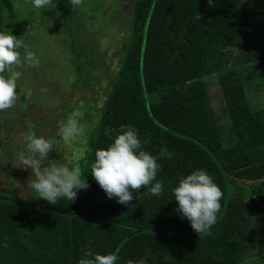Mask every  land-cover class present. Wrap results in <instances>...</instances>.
<instances>
[{"label": "trees", "instance_id": "1", "mask_svg": "<svg viewBox=\"0 0 264 264\" xmlns=\"http://www.w3.org/2000/svg\"><path fill=\"white\" fill-rule=\"evenodd\" d=\"M131 8L127 47L77 161L88 187L55 205L0 190V264H77L88 250L114 253L116 264H246L264 244V0H135ZM13 14L12 0H0V30ZM74 54L96 67L93 54ZM129 126L157 158L164 187L159 197L133 190L126 206L88 171L95 149ZM196 168L222 191L216 223L200 235L170 192Z\"/></svg>", "mask_w": 264, "mask_h": 264}, {"label": "rangeland", "instance_id": "2", "mask_svg": "<svg viewBox=\"0 0 264 264\" xmlns=\"http://www.w3.org/2000/svg\"><path fill=\"white\" fill-rule=\"evenodd\" d=\"M134 1L81 0L75 5L71 0H52L48 9L38 10L29 0H12L14 14L2 30L23 39L39 63L17 69L22 75L17 81L16 102L0 111V190L22 198L34 192L29 187L30 170L17 160L25 148L23 136L30 131L55 138L56 151L49 152V159H62L77 167L90 133L100 123V108L127 47ZM73 50L93 54L90 59L97 61L96 67L83 55L77 62L82 66L79 75ZM216 91L210 85L214 107L221 110ZM69 117L82 126V138L64 140L59 136L60 125ZM252 250L257 251L251 255L256 257L246 264H264V244H254Z\"/></svg>", "mask_w": 264, "mask_h": 264}, {"label": "clouds", "instance_id": "3", "mask_svg": "<svg viewBox=\"0 0 264 264\" xmlns=\"http://www.w3.org/2000/svg\"><path fill=\"white\" fill-rule=\"evenodd\" d=\"M211 2V0H209ZM34 9L44 10L52 0H29ZM79 5L81 0H71ZM198 19V16L196 17ZM36 54L23 39L11 34L8 29L0 30V111L13 107L17 99V81L23 66H36ZM85 132L79 122L69 117L60 125L59 136L68 140L82 138ZM104 147L94 151L89 171L109 199L128 205L133 200V190L147 189V195L159 197L163 183L157 179L160 168L157 158L141 150V142L136 129L127 127L116 133ZM25 148L17 154L19 165L29 169V187L43 199L55 205L61 198L74 201L80 190L86 189V180L81 179L78 167L65 163L62 159H49L50 151H56L55 138L38 136L30 131L23 136ZM172 199L177 203L175 211L180 218L187 219L198 234H207L216 223L220 209L222 191L213 177L203 168H196L189 174L180 176L170 188ZM114 253L100 254L88 250L77 264H116Z\"/></svg>", "mask_w": 264, "mask_h": 264}, {"label": "water", "instance_id": "4", "mask_svg": "<svg viewBox=\"0 0 264 264\" xmlns=\"http://www.w3.org/2000/svg\"><path fill=\"white\" fill-rule=\"evenodd\" d=\"M147 27V26H146ZM146 27H145V30H146ZM144 30V31H145ZM141 58H142V50H141ZM227 203V202H226ZM226 203H225V207H224V210H225V208H226ZM224 210H223V212H224ZM220 218V217H219ZM217 220V219H216Z\"/></svg>", "mask_w": 264, "mask_h": 264}, {"label": "built area", "instance_id": "5", "mask_svg": "<svg viewBox=\"0 0 264 264\" xmlns=\"http://www.w3.org/2000/svg\"><path fill=\"white\" fill-rule=\"evenodd\" d=\"M249 183H250V182H246L247 185H250Z\"/></svg>", "mask_w": 264, "mask_h": 264}]
</instances>
